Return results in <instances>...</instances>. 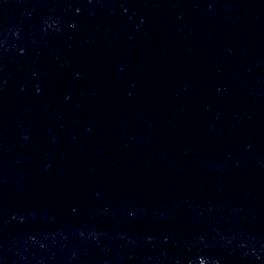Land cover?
<instances>
[{
	"label": "water",
	"instance_id": "obj_1",
	"mask_svg": "<svg viewBox=\"0 0 264 264\" xmlns=\"http://www.w3.org/2000/svg\"><path fill=\"white\" fill-rule=\"evenodd\" d=\"M0 264H264V0H0Z\"/></svg>",
	"mask_w": 264,
	"mask_h": 264
}]
</instances>
